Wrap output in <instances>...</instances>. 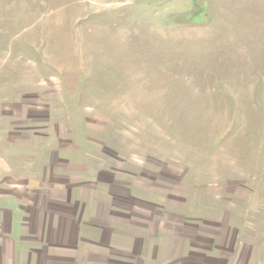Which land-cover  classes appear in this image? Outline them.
<instances>
[{
	"label": "rangeland",
	"instance_id": "obj_1",
	"mask_svg": "<svg viewBox=\"0 0 264 264\" xmlns=\"http://www.w3.org/2000/svg\"><path fill=\"white\" fill-rule=\"evenodd\" d=\"M0 264H264V0H0Z\"/></svg>",
	"mask_w": 264,
	"mask_h": 264
}]
</instances>
